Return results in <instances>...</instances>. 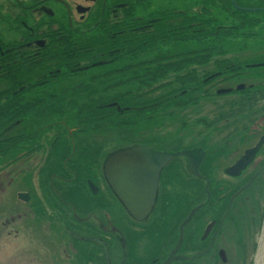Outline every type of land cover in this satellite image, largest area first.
Listing matches in <instances>:
<instances>
[{"label":"trees","instance_id":"trees-1","mask_svg":"<svg viewBox=\"0 0 264 264\" xmlns=\"http://www.w3.org/2000/svg\"><path fill=\"white\" fill-rule=\"evenodd\" d=\"M37 1L13 0L19 13L9 17V33L19 38L11 41L5 37L1 23L7 26V21L0 10V171L43 146L40 183H98L106 134L120 140L118 150L138 145L160 150L167 137L154 132L211 97L201 92V64L214 63V72L221 73L262 70L251 65L264 59L240 60L239 54L253 43L264 45V20L235 9L232 0H177L187 7L151 12L153 0H99L84 21L72 18L68 8L66 16L37 17ZM41 31L45 43L39 47L35 40ZM250 89L227 102L228 111L206 120L208 126L230 121L234 128L229 137L240 136L238 125L246 129L263 112L256 108L264 100V84ZM181 161L168 167L181 172L179 177L168 173V194L164 171L159 200H168V195L174 201L189 200L185 189L193 186L202 190L203 210L225 211L250 179L225 181L202 171L198 178L184 175ZM207 165L205 161L201 170ZM212 202L225 205L214 207ZM191 210L159 209L162 232L168 217L182 222Z\"/></svg>","mask_w":264,"mask_h":264},{"label":"flooded vegetation","instance_id":"flooded-vegetation-1","mask_svg":"<svg viewBox=\"0 0 264 264\" xmlns=\"http://www.w3.org/2000/svg\"><path fill=\"white\" fill-rule=\"evenodd\" d=\"M52 1L59 0H38L36 4L40 5L35 10V15L40 16L37 13L40 10H43V13L48 16L52 15L48 9V4ZM85 1L91 3V6H75V11L82 21L90 15L99 0ZM244 6L248 9L261 10L264 9V0H246ZM88 8H91L90 12L86 11ZM37 36L36 45L42 47L45 43V35L40 32ZM225 58H230V56ZM229 66L227 69L230 68ZM214 71H216L214 63L200 65L199 73L203 77L201 92L207 91L211 97L204 100L212 99L214 103H218L214 97H218V99L226 97L222 106L217 110L228 111L230 106L226 103L237 99L246 92V89H241L243 83L234 88L232 86L238 83L237 80L251 78L253 74H236L229 72L230 70L223 73ZM225 85L228 88H225ZM251 86L252 84L249 87ZM256 109V111L263 110L264 112V100L259 103ZM210 123L206 120L198 122L204 130L221 124L215 123L210 127L208 126ZM241 134L240 136L247 140L239 142L240 145L253 140L255 133L252 129H245ZM248 135L250 137H247ZM263 136L257 143H250L245 150L238 151L237 149V158L224 167L223 174H226L227 170L233 169L244 157L246 151L254 148ZM231 141L229 140L224 145V148L229 152L233 146ZM183 146L182 150L175 152H206L202 147ZM40 147L38 146L35 152L25 156L24 160H28L34 154L42 157L45 148ZM218 156L220 157V154ZM41 162L37 171L31 170L29 167L27 171L30 170L32 174L40 176L43 160ZM180 164L186 166V170L183 171L184 175L189 173L192 175L188 160L183 159ZM165 173L168 194V173L179 177L181 172L180 170H168L167 166ZM240 176L250 177L246 185L254 180L247 191L255 183L256 187L238 205L236 199L239 197L231 198L225 211L218 208L203 210L205 203L200 201L203 197L201 191L198 200L174 201L170 200L168 195V200L161 201L157 195L151 213L143 221H138L130 215L123 201L118 198L110 186L105 172L103 177L99 178V182L95 183L98 188L96 194L93 193L89 185L72 187L27 183L25 190L17 194V198L22 195L18 201L22 207L24 206V210L22 215H19V219L25 222L23 228L25 235L19 244L18 235L14 234L16 238H13L12 241H17V243L12 247L15 251L21 248L17 253L22 264H164L172 255L179 258L172 264H254V257L259 249L257 238L264 225V146ZM80 189L83 190L80 192ZM211 205L218 207L224 206L225 203L212 202ZM163 207L167 208L168 212L173 208H191V212L197 209L195 214H199V216L195 217L194 215L185 225L188 217L182 222L177 220L176 223H173V218L168 217L165 233L161 235L162 218L155 215L154 211ZM42 222L44 224L41 227L43 235L52 239V250H45L43 238L36 230L35 225L42 224ZM206 231L209 233L206 234ZM33 234L38 235L37 239ZM8 236L10 237L11 234ZM62 237H64L65 243L61 242ZM38 250H41V254L37 253Z\"/></svg>","mask_w":264,"mask_h":264},{"label":"rangeland","instance_id":"rangeland-1","mask_svg":"<svg viewBox=\"0 0 264 264\" xmlns=\"http://www.w3.org/2000/svg\"><path fill=\"white\" fill-rule=\"evenodd\" d=\"M66 1L72 5L75 13V18L77 19H79V14L75 11L76 5L91 6V3H87L85 0H66ZM238 1L242 5H245L246 3V0H238ZM62 3L63 0H61V2H54V1L50 2L48 4V9L53 14L62 13V15L65 14L66 16L68 9ZM0 6H2L1 8L4 12L3 15L7 21V26L1 23L5 31L6 39L11 41L12 39L19 38V35L14 36L9 33L10 31L9 25L11 23V19L9 17H11V14L14 15L16 13H19L13 3V0H0ZM161 7L162 8L175 7L184 10L187 7V5L184 6V3L182 1H177V0H153L150 2V12L157 10ZM37 13L38 15L43 14V10H40ZM259 16L261 19L264 20V14H260ZM41 32L45 34V31H41ZM251 45L253 46H251V49L247 50L245 54L243 53L239 54L240 57L239 59L240 60H250L256 58L264 59L263 58L264 45L262 43L261 44L253 43ZM261 68L262 70H260L258 73H249V74H253L251 78L246 77L237 80L236 82L238 83L234 84L232 87L234 88L237 85L243 83L244 89H246L245 91L247 92L248 91L247 89H250L249 86L251 84L252 86L263 85L264 65L261 66ZM259 75H261V77H259ZM225 88L228 87L225 85ZM214 99H216L218 103L212 102V99H209L207 101L204 100L195 108H189L186 111L181 112L177 119H172L171 121H168L163 128L157 129L154 132V134L157 136L162 135L164 137H167L164 144L159 147L160 151L162 152H167L166 144L168 145L169 153L182 150L184 148L183 145L202 147L206 151H209V155L207 154L206 159L203 162V164L205 163V161L206 163H208L207 168L206 170L202 169L201 171L205 175H214L218 178H222L225 181L227 180L230 181V179H228V177H226L223 174V169L224 167L231 164V162L237 158L238 151L245 150V148L249 147L250 143L251 144L257 143L259 138L262 135H264V112L262 111L257 112L259 113L257 115V118L254 121L248 123L246 127V129H252L253 133H255L253 134L254 139L251 140L252 142L250 141L249 143L240 145L239 142L246 141L247 139H244L242 136H234V135L229 137V133L234 128L233 126L229 127L230 121L221 122V124L215 125V127L205 130L202 125L198 124L200 120L202 121L214 120V118L219 112V110H217L218 107L222 106L223 101L226 99V97H222L219 99L218 97H214ZM225 111L226 110L221 109L220 112H225ZM13 130L14 129L12 128L11 131ZM237 130L238 133L241 134L242 131H244L245 129H242L241 126L238 125ZM105 136L106 138L104 143L106 144V147H105L103 163L105 162L108 156L116 152V150L118 151V145H120L119 144L120 140L114 138L113 134H108V135L106 134ZM247 137H250V135H248ZM138 139H140V137H138ZM229 140H232L231 143H233L230 152L228 149L224 148V145L228 143ZM121 144H126V143L122 142ZM44 145L46 146V148L48 147V145L46 144ZM241 153H243V151H241ZM218 154H220V157L218 156ZM45 156L46 154H43L42 157L34 154L33 156L31 155L28 160L21 159L15 164L8 166L0 171V264H22L20 256L17 253L21 250L20 246H18V248H20V250L18 251H15L14 248L12 247V245L17 243V241H12L13 238H16L14 234L18 235L17 238L19 239L18 242L19 244L21 243V239L24 238L25 235V231L23 229L25 227L24 224L25 222L19 219V215H22L24 206L22 207L21 203H19L18 201L19 198H17V194L25 190L26 185H28L25 182L26 177L31 179V182L29 184H38V177L34 176L32 179L31 177L32 172H30V170L27 171V169L29 167V169L31 168V170L37 171L38 167L42 163L41 161L45 159ZM4 164L6 165L7 163ZM21 172L23 173L21 174ZM199 174L202 175L201 172H199ZM20 178L22 179L19 180ZM200 191L202 192V190L196 189L193 186L189 187L188 189H185L186 193L188 192L189 194H191L190 199H194L195 198L194 196L196 195L197 200H198V195L201 194ZM202 198L200 199V201H202ZM154 214L159 215L158 209L154 211ZM114 218L116 217L114 216ZM12 220L14 221L11 222ZM43 225H44L43 222L42 224L37 223L35 225L36 230L43 238L45 250L47 251L52 250L53 249L52 239L51 238L49 239L43 235L41 228ZM261 230L262 231L260 233V236L257 238L259 242V249L257 255L254 257V264H264V225ZM8 234H11V236L9 237ZM160 234L164 235L162 231L160 232ZM33 236L35 239H37L38 237L37 234H33ZM61 242L65 243L64 237L61 238ZM37 253L41 254V250H38Z\"/></svg>","mask_w":264,"mask_h":264},{"label":"water","instance_id":"water-1","mask_svg":"<svg viewBox=\"0 0 264 264\" xmlns=\"http://www.w3.org/2000/svg\"><path fill=\"white\" fill-rule=\"evenodd\" d=\"M232 1L235 8L239 10L258 11L242 9L237 6L236 0ZM262 11L264 12V10ZM263 145L264 137H262L255 148L248 150L241 161L227 173L234 177L240 176L241 172L254 160ZM180 156L185 157L189 161L191 172L195 176H199L198 169L203 159L201 151L160 153L145 147H132L113 154L107 160L104 169L106 178L133 218L143 221L148 217L156 199L163 169L172 160ZM89 185L93 192L97 193V188L93 183L90 182ZM20 198H22V195H20ZM195 211L191 214L188 221L193 217ZM208 233L209 231H206V234ZM176 260L178 258L172 255L165 264H170Z\"/></svg>","mask_w":264,"mask_h":264}]
</instances>
